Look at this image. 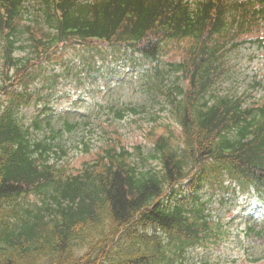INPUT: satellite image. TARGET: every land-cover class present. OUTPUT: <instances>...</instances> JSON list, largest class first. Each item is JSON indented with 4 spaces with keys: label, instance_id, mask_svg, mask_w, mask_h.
Returning <instances> with one entry per match:
<instances>
[{
    "label": "trees",
    "instance_id": "obj_1",
    "mask_svg": "<svg viewBox=\"0 0 264 264\" xmlns=\"http://www.w3.org/2000/svg\"><path fill=\"white\" fill-rule=\"evenodd\" d=\"M261 28L264 0H0V264H210L189 250L225 224L177 186L229 182L264 203V102L220 87L225 52ZM108 58L143 67L151 92L109 119L158 104L180 133L152 128L132 150L123 127L97 145L87 120L21 111ZM78 141L94 155L73 171Z\"/></svg>",
    "mask_w": 264,
    "mask_h": 264
},
{
    "label": "rangeland",
    "instance_id": "obj_2",
    "mask_svg": "<svg viewBox=\"0 0 264 264\" xmlns=\"http://www.w3.org/2000/svg\"><path fill=\"white\" fill-rule=\"evenodd\" d=\"M249 38L260 37V40L247 42L228 53V72L226 81L220 84L227 90L244 92L248 100L254 102L264 95V87H252L255 78L264 83V31L247 35ZM169 57H166L168 60ZM142 67H114L98 79L87 83L62 80L52 89L43 91L44 97L37 105L23 108L21 111L31 118L34 113L66 116L72 120L89 121L87 126L92 131V138L97 145L104 144L105 138L100 137L103 130L115 133L116 128L123 127L125 136L122 143L134 150L138 144L149 146L151 138L145 133L155 128L158 133L168 124L179 133L180 127L168 113L160 112V105L155 104V112L149 115L131 113L123 120L109 119L108 103L122 102L126 105H138L149 100L151 92L144 80ZM90 115L91 118H87ZM145 130V132H144ZM163 132V131H162ZM73 143L63 156L69 161L72 170H80L85 160H90L94 152H85L82 145ZM203 200H207V208L214 218L225 224L227 233L216 244L205 247H194L189 251L194 260H208L211 264H264V206H257L250 195L239 189L221 187L214 184L205 188ZM256 227L248 231V227ZM260 233L257 234L256 231ZM263 231V232H262ZM263 257L256 261V258Z\"/></svg>",
    "mask_w": 264,
    "mask_h": 264
}]
</instances>
